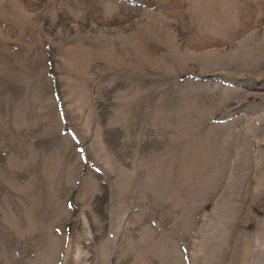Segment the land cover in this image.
Masks as SVG:
<instances>
[{
  "label": "rangeland",
  "instance_id": "obj_1",
  "mask_svg": "<svg viewBox=\"0 0 264 264\" xmlns=\"http://www.w3.org/2000/svg\"><path fill=\"white\" fill-rule=\"evenodd\" d=\"M0 264H264V0H0Z\"/></svg>",
  "mask_w": 264,
  "mask_h": 264
}]
</instances>
